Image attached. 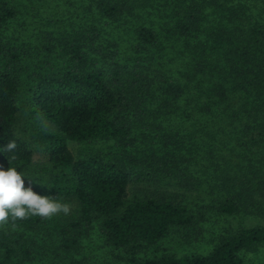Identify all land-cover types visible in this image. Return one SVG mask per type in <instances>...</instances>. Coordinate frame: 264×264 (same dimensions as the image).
I'll return each instance as SVG.
<instances>
[{
  "label": "trees",
  "instance_id": "1",
  "mask_svg": "<svg viewBox=\"0 0 264 264\" xmlns=\"http://www.w3.org/2000/svg\"><path fill=\"white\" fill-rule=\"evenodd\" d=\"M168 1H160L157 22L124 21L121 33L94 19L82 23L65 40V59L59 66L28 73L27 67L18 66L17 46L3 37L17 11L14 0H0V169L16 168L25 176V187L34 181L31 187L39 195L75 198L80 218L95 220L108 245L130 253L125 264H244L239 253L264 244V223L221 236L207 254L135 257L143 243L193 229L205 217L203 208L234 214L248 209L242 206L252 199L264 209V194L254 199L249 193L250 184L264 186L262 166L253 172L263 178L256 183L237 174L264 157V17L247 13L241 3H221V13L205 22L201 5L186 3L180 9L173 2L167 8ZM121 6L108 0L98 3L101 14L114 21L121 18ZM30 76L33 85L26 80ZM24 94L29 109L18 104ZM19 112L26 114V137L17 131ZM190 114L208 137L220 139L221 149L211 150L217 155L210 159L211 176L219 182L216 203L192 208L174 192L131 191L132 181H140L158 164L168 175L191 180L183 166L186 160L176 150L152 152L154 165L125 151L145 122L160 130L164 145L162 138L170 143L182 137L173 120ZM68 140H115L123 150L110 158L92 151L75 158ZM228 140L238 144L228 146ZM9 141L17 148L4 153ZM33 149L45 153V160L35 162ZM236 152L245 163L237 170L222 169L219 161L226 163ZM41 220L10 218L8 224L24 230ZM10 237L0 229V248L7 258L16 255L23 263L29 256L27 241L21 235ZM64 242L70 246L73 240Z\"/></svg>",
  "mask_w": 264,
  "mask_h": 264
},
{
  "label": "rangeland",
  "instance_id": "2",
  "mask_svg": "<svg viewBox=\"0 0 264 264\" xmlns=\"http://www.w3.org/2000/svg\"><path fill=\"white\" fill-rule=\"evenodd\" d=\"M100 0H14L16 14L6 26L7 31L3 33L4 39L14 44L20 52V63L18 66L27 67L26 72H36L38 69L46 70L59 66L65 59L64 42L70 39L69 33L74 28L82 27V23L92 19L104 24L106 29H113L116 33L122 32L121 23H138L154 21L160 19V1L162 0H108L110 3L121 4V18L114 21L103 16L98 8ZM167 8L173 7V2L180 4V9L186 3L197 4L205 8L206 20L208 22L221 13V3L227 5L243 4L247 13L261 15L264 17V0H169ZM135 43V42H134ZM122 50L127 48L122 46ZM131 54L130 49L127 51ZM158 61L156 60L157 64ZM155 67V65H152ZM141 67V66H139ZM158 67V66H157ZM37 68V69H34ZM153 71V70H151ZM24 78V73L22 74ZM28 85H33L32 77L26 79ZM26 87V86H25ZM29 96L24 94L18 101L20 109L25 103L28 108ZM23 100V102H22ZM27 102V103H26ZM190 118L184 116L176 117L173 122L184 133L182 137L171 138V142L160 140V130L150 129L148 123L135 131L134 141L125 148L126 153H131L137 158L147 160L152 164V152L160 154L161 149L170 152L176 150L178 156L187 167L191 180L187 182L185 178L168 175L160 169V164L150 169H145L146 174L140 181H132L129 185L131 191H170L175 193L177 199H182L192 208H199L202 204L208 205L216 203L219 195V182L211 176L213 172L210 167L212 159L211 150H220L218 137H208L205 129L196 126L195 118L190 114ZM26 114L19 112L17 131L19 137L25 136ZM160 122V117L157 119ZM228 140V146L238 144ZM243 145V144H240ZM67 146L75 158H79L87 152H99L105 158L121 153V145L115 140L98 141H75L68 140ZM165 147V148H163ZM238 147V146H237ZM260 145L256 150L259 151ZM228 154V149H223ZM33 160L42 162L47 157L45 153L32 150ZM217 155V154H215ZM264 155V154H263ZM177 155L175 159L179 161ZM184 156V158H182ZM219 156V155H218ZM257 164L255 156L250 170L240 172L235 167H241L245 163L244 157L236 152L226 163L219 161L222 169L227 167L237 170V174L250 177L252 183L260 181L256 173L253 172L262 166L264 170V157H260ZM190 161V162H188ZM238 164V166L235 165ZM174 164V163H173ZM172 164V165H173ZM154 165V164H152ZM181 166V167H183ZM209 168V171L206 169ZM244 177V180H247ZM263 180V178H262ZM190 183V184H188ZM254 199H261L264 194V186L253 187L250 184ZM246 193H242L244 196ZM49 196V195H42ZM56 197V196H55ZM61 202L69 203L72 206L68 215L59 214L49 219H43L31 229H21L9 225H0V229L10 233L12 239L21 235L26 239L29 248V256L23 263H20L19 256L11 255L7 258L3 249L0 248V264H125L130 257V253L124 248L108 245L105 237L99 229L98 223L93 220L90 223L84 221L79 216V206L73 197H58ZM251 198V197H250ZM244 201V200H242ZM258 201V200H256ZM258 202L248 199L245 206L248 209L234 214H221L215 210L203 208L205 217L190 231L170 233L162 240L149 244L143 243L135 254L138 258L159 256L163 253H170L175 256L207 254L223 235L236 232L241 227L259 225L264 223V209L257 208ZM73 240L72 245L67 246L64 240ZM244 264H264V244L258 245L252 250H243L240 253Z\"/></svg>",
  "mask_w": 264,
  "mask_h": 264
},
{
  "label": "clouds",
  "instance_id": "3",
  "mask_svg": "<svg viewBox=\"0 0 264 264\" xmlns=\"http://www.w3.org/2000/svg\"><path fill=\"white\" fill-rule=\"evenodd\" d=\"M16 148V142L9 141L3 146V152H14ZM24 177L14 167L0 169V225L8 223L10 218L15 222L32 216L49 219L61 213L70 214L72 206L69 203L55 196L37 194L31 187L34 181L29 180V186L25 187Z\"/></svg>",
  "mask_w": 264,
  "mask_h": 264
}]
</instances>
